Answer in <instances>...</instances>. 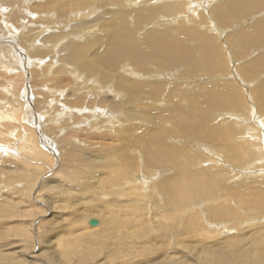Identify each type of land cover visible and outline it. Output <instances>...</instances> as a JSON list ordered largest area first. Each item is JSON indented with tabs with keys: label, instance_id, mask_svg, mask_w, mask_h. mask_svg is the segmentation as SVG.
Listing matches in <instances>:
<instances>
[{
	"label": "rangeland",
	"instance_id": "374dc122",
	"mask_svg": "<svg viewBox=\"0 0 264 264\" xmlns=\"http://www.w3.org/2000/svg\"><path fill=\"white\" fill-rule=\"evenodd\" d=\"M98 1H28L29 9L34 8L39 14L51 13L50 19L47 21L39 19V15L31 9L29 14H27L28 10L26 13L22 11L25 18L24 25L17 30L12 28L16 22L14 20L9 22L6 18V14L10 12L8 9L3 13V18L1 17L2 20L6 19L0 28V39L10 37L15 43L12 48L10 47V57L3 53L4 59L13 60L11 61L13 66H15L14 59L17 60L15 63L18 66V60L23 57L29 72L41 71L38 79L46 78L43 86L45 91H49L48 87H52V83L55 82L52 81L51 74L56 73L67 57V51L62 49H66L68 41L72 39L79 42L87 37L94 35L96 37L101 32L97 29L100 25L107 27L114 24L113 28L119 32H115L116 36L125 32L129 36L125 49L137 51L147 47L150 40L148 34L153 32L151 28L134 26L126 29L125 24L119 21L127 15L129 20H137L139 17L137 14L132 18V8L122 15L115 13V10L112 14L113 6L121 13L118 3L114 5L111 2L108 6L95 5ZM151 1L144 0L138 3L144 6L156 4ZM26 3L25 5H28ZM209 3V0L205 2L188 0L185 14H172L165 19L166 22H159L156 19L154 23L166 24L164 29L156 28L165 33L169 31L167 33L169 37L167 34L166 37L173 43L182 40L181 28L188 30L191 46H197L204 38L199 30L201 29L204 35L212 37L216 42L218 54L214 53L213 63L221 64L224 60L227 61L229 68L227 73L220 71L216 74L212 68L213 64L209 65L205 61L194 62L192 59L188 65L185 62L181 66L161 63L152 65L149 64L148 59L150 53L143 56L145 58L135 59L124 52L119 68L113 70L107 62L109 67L106 71L115 75L114 82L117 80L126 82V78L134 79L144 86H150V90L158 85L152 95H143L135 101L138 96H113L110 90L102 89L107 96L101 95L102 90L99 94V91H96L90 96L82 94L79 96L80 90L86 89L88 94L90 89L92 90V86L89 85L91 80L86 76L89 75L90 79L94 77L81 69L82 76L80 75L79 80H76L77 84L71 78L76 75L70 74V79L74 83L65 84L64 87H67L64 92L60 89L61 94L57 92L56 96H35L37 89L29 88L27 81L20 84L23 89L20 92L18 90L15 96L7 95L10 104L23 103L25 117L30 113V119L27 117V120L33 123L30 129L37 134L36 145L42 141L37 147L40 146L38 148L41 151L44 149V153L47 151V154L52 153L50 157H53L46 163V159L43 158H34L36 159L34 160L26 157L27 154L24 152H19L17 144L15 145L17 149L13 151L8 148L0 149V264H159L164 260L168 264H224L231 261L233 245L242 250V258L239 261L244 262L250 256L252 245L255 246L254 239L264 240V56L261 54L264 47L261 50L231 45L230 39H235L238 31L252 22L249 21L252 19L250 17L246 18L247 23L237 22V25L227 27L218 24L210 15L205 16L208 20L202 24L201 17L204 13L208 14L206 9L209 8ZM217 3L221 2L215 4ZM212 4L213 1L210 5ZM122 5L128 8L130 2H123ZM77 6L82 7L81 12L78 11ZM18 8L21 6L19 5ZM198 21L200 27L197 25ZM193 34L197 35L192 36ZM52 35H55L56 39L43 45L42 42L48 39L46 37ZM115 35H112V38H115ZM31 37L35 38L28 40L27 46L24 45ZM43 47L49 49V57L35 55V50ZM118 50L119 47L113 51L116 53ZM241 57L242 59H239ZM248 59L255 62L252 67L248 66ZM123 66H130V72L120 70ZM242 66L246 71L239 70ZM66 67L71 68L69 65ZM166 73L168 76H165ZM60 74L63 77L67 76ZM75 86H77L75 93L73 94L72 91L69 93V90ZM101 86L105 88L107 85L103 86L101 83ZM15 87V85L10 86L8 90L13 94L17 89ZM3 89L4 86L0 91ZM232 89H240L241 96H235V90L233 92ZM127 99L134 102H129ZM66 100L71 102L65 105L68 102ZM47 102L51 108L46 106ZM124 103L126 105L119 106ZM196 103L199 107L198 111H196ZM98 107L103 111L99 113ZM60 109L67 115L69 112L81 110L79 115L86 120L81 122L77 118L78 122H72L73 117L57 113ZM55 114L57 115L55 126L58 128H54L55 133L48 132L47 126H51ZM178 116L188 122L183 130L174 121ZM27 120L25 118L24 124L28 126L31 122L28 123ZM125 127H133L131 130H136L131 133L133 140L137 142H140L141 137L146 140L151 137L149 132L154 133L160 128H166L163 136L166 145L181 150L183 148L187 155L186 169L191 174L194 173L192 184L187 181V187L191 186L193 189L195 186H202L204 179V181L209 180L206 183H211L216 195L194 197L192 193L189 194L186 205L180 207L183 219H178L176 216L178 212L165 205L166 195L163 190H159L160 184L168 183L173 178L175 168L172 167V163L167 162H162L163 164L157 162L158 166L156 163L146 162L144 166L142 151L135 152L129 141L125 146L124 139H121V136H125L124 131L128 129ZM252 135L256 138L255 142ZM70 136H76L77 140L74 144ZM2 146L8 145L2 144ZM72 148L76 150V154L74 157H69L68 152L70 154L74 152ZM125 149L128 151L127 155L132 154V162L136 161L133 165L136 169L132 168L130 161L125 164L128 166L125 171L130 184L121 188L125 190L135 181L142 180L144 186L141 185L140 191L147 190L149 201L138 198L136 203L132 202L131 205L129 198L120 196L116 191L117 188L104 185L109 180L107 178L110 169L106 168L107 164L103 168L105 159H102L100 154L117 153ZM93 160L95 164H92ZM125 165L119 166L126 168ZM89 170H91L90 175L85 177ZM81 171L85 173L84 176ZM199 178L201 180H197ZM77 183H82L86 188H77ZM133 198L136 199L135 196ZM227 211H232L233 215L229 216L232 219L223 215H227ZM152 212L153 214L169 213L172 218L178 220L169 221L171 225L168 230L155 228L156 226L151 228L148 219L153 215ZM124 213L126 215H123ZM145 214L148 215L147 221L145 218L140 220V216ZM105 218L116 221L114 229L100 230L99 226L92 227L87 222L93 219L101 224L102 219L104 221ZM128 219L132 221L139 219L138 222H143L140 225L134 226L135 223L128 225ZM153 223L160 226L158 219ZM189 226L194 230L189 229ZM179 237L184 238V245L180 242L176 243L178 240L182 241ZM204 257L207 258V262H203ZM193 258L198 261L195 262ZM234 258L235 256L232 261H235Z\"/></svg>",
	"mask_w": 264,
	"mask_h": 264
},
{
	"label": "bare ground",
	"instance_id": "6f19581e",
	"mask_svg": "<svg viewBox=\"0 0 264 264\" xmlns=\"http://www.w3.org/2000/svg\"><path fill=\"white\" fill-rule=\"evenodd\" d=\"M18 1H16V0H0V4H1L0 5V28L2 27V23L5 22V19L7 18L9 20V22H11V20H14L16 22L15 24H13L14 26L12 25V28L14 30H17V29H19V27H22L24 25L23 21L25 18L22 14V11L26 13V11L28 10L27 14L30 13V9L33 12L35 11L34 8L29 9L30 5L28 4V1L30 2L32 0H18ZM86 1L87 0H85V2ZM126 1L130 2V7H128V8H126L122 5V3L126 2ZM141 1H144V0H99L95 5L108 6L111 4V2H113L114 5H117V3H118L121 7V13H120V11H117V9H116L117 7L115 8L113 6V8H112V14L114 13V10H115V13H117L118 15L119 14L122 15L123 13H125V11H129L132 8V18L134 16L138 15L139 16L138 19L137 20H129L128 15H127V17H125L124 19H120L119 21L123 22L125 24L126 29L132 28L134 26H137V28L143 27V26H147V27L151 28V30L153 32L148 34L150 40L148 41L147 47L145 49L140 48L137 51H134L132 49H125L126 44H128L127 38H129V36L127 34H125V32H122V33H120V35L116 36L115 32L116 33H119V32L115 28H113L114 24L107 26V27H104L105 25H100L99 28H97L98 30L101 31V32L99 31L100 34L98 36L95 37V35H94L91 37L84 38L83 40L79 41L80 43L77 40H72V39L68 41V45H67L66 49H62V51H67V55H66L67 57H66V59H64L63 62L60 60L62 62L61 67H59V69L56 71V73L51 74L52 81H55V82L52 83V87H48L49 91H45L44 90L45 87L43 86L45 84L44 79H46V78L38 79V78H40L39 76L41 74L40 73L41 71L31 70L29 72L27 69V63L24 61L23 57L19 59L18 56L16 55L17 56L16 58L19 59L18 60L19 65L18 66H16L17 64L15 63L17 60L14 59L15 66H13V64L11 65V61H13V60L6 61L4 59V54H7L10 57L11 51H9V50H10V47L11 48L13 47L12 45L15 42L13 40H11L10 37H8V38L1 37V39H0V88L4 86V89L0 91V96H2V97H0V100H1L0 101V140L2 141V142H0V149L8 148V149H11L13 151V150L17 149V148H15V145L17 144V146H18L17 150L18 151L20 150L19 152H24L25 154H27L26 157L28 156V157H31L32 159L43 158V159H46L45 163H46V161H50L51 158L53 157V156L50 157L51 156L50 154H52V153L47 154L48 151H47V153H44V151H45L44 149H43V151H41V149L38 148L40 146L37 147V145L42 143V141L36 145V143H37L36 142L37 141L36 135L37 134H35L34 130L30 129L32 127L33 123L30 120L29 121L27 120V117L28 118L30 117V113L28 115H26V117H25L24 109H23L24 108L23 103L16 102L17 104L15 105V102L12 101L14 103L10 104V101L8 99L9 95L15 96V94L18 90L20 92L23 89L21 87L22 85H20V84L25 83V81H27L26 83L29 84V86H30L29 88L35 87L37 89L35 96H56L57 92L60 93V91H61L60 89H63L62 91L64 92V89H66V87H67V86L64 87L65 84L69 83L71 85L72 83H74L73 80L70 79V77H71L70 74L76 75L74 77H71L75 81L79 80V77L81 75L80 74V69H81L83 71L90 73L94 77H93V79H90V78H88L89 75L86 76L87 79L91 80L89 85L92 86V90L90 89L89 94H88L86 89L80 90V93L78 94L79 96H82V95L83 96H88V95L90 96V94L95 93L96 91H99L98 94L103 91L101 93V95L107 96L105 91L110 90V93H112L113 96H125V97H127V96H138L135 98V101H136L143 95H149V96L152 95L153 90L156 89L158 87V85H155V87L150 90V86H148V85L144 86L143 83H138L134 79L130 80V79L126 78L125 79V80H127L126 82H124L122 80H117L114 82L115 75L109 71H106V69L109 67V64H110V68H112L113 70H115L116 68H119V66H120L119 63L121 61V58L124 57V52L126 54L134 57L135 59L145 58L143 56L150 53L148 59L150 61L149 64H152V65L154 63H156V64L161 63L163 65L181 66L185 62L188 65L189 63L192 62L191 61L192 59L194 62L205 61V62L209 63V65L213 64L212 68H214V71L216 74H219L220 71L222 73H227V71L229 69L227 66V64H228L227 61L224 60L221 64H219L220 62L213 63V55H214V53L218 52V50L216 48V42L212 37H210L208 35H204L202 33L201 29H199V30L201 32V35H203L204 38L202 39L201 43H199L197 46H191L190 40L188 39V37L190 36L188 30L185 31L184 28H181V34L183 36L182 40L177 42V43H173L170 39H168L166 37V34L169 33V31L167 33H165V32L160 31L156 28V27H161L164 29L166 27V24H160V23L155 24L154 20H156V19H157L156 21H159V22H161V21L166 22L165 19L169 18V16H171L172 14H177V15L185 14L186 5L188 3V0H152L151 2H153V3L156 2V4H149L147 6H144V5L138 3ZM196 1H199V0H196ZM200 1L205 2V0H200ZM209 1H210V3L213 1V4L210 5V3H209V8L206 9V10H208V14L204 13V15L201 17L202 24L206 23V20H208V18H206L205 16L208 17L210 15H212L217 20L218 24H220L221 26H227V27L230 25H232V26L237 25L239 22L240 23L241 22L247 23L246 21H248V20H246V18L250 17V18H252L249 20V21H252L251 23H249L251 27L248 24V26H245V27H243V29L239 30L238 31L239 33L236 34V38L230 39L231 45L235 46V47H241V48H252V47H254V48H259L262 50V48L264 47V0H255V1H249V0H209ZM216 2H221V3L215 4ZM25 3L28 5H25ZM206 3L204 5H206ZM17 4H19L21 6V8H18L19 5H17ZM85 6H86V3H85ZM25 7H27V8L25 9ZM204 7H206V6H204ZM77 8H79L78 11L81 12L82 7L77 6ZM8 9H10L9 10L10 12L8 11L9 13L7 12L8 14H6L7 15L6 18L2 20L1 17L3 18V15H4L3 13H5ZM89 9L87 11H89ZM199 12H201V11H199ZM36 13L39 15L38 18L43 19L44 21L49 20L50 16H51V13H47V12H42L40 14L38 12H36ZM28 19H30V18H28ZM97 23H99V22H97ZM211 24H212V22H211ZM197 25H199V27H200V21L197 22ZM121 26L123 27V24H121ZM183 27H184V25H183ZM24 28H25V26H24ZM102 28H104V30H102ZM41 29L39 32H41ZM43 30H44V28H43ZM196 31H198V30H196ZM102 35H103V37H102ZM112 35H115L116 37L112 38ZM196 35L197 34H193L192 36H196ZM168 37H169V35H168ZM34 38L35 37L28 38L25 41L24 45L27 46L28 40H33ZM46 38H48V39H45L44 40L45 42L44 41L42 42L43 45H46L47 42L56 39L55 35H52V36H49ZM118 47H119V50H118V52L115 53L113 50H117ZM217 47H218V44H217ZM218 49H219V47H218ZM34 53L38 57H46V56L50 55L49 49H46V47L39 48V49L37 48ZM177 53H179L178 56H176ZM261 54L264 56V51H262ZM193 56H195V57L193 58ZM12 57H13V55H12ZM31 57H33V56H31ZM226 58H228V57H226ZM9 59H11V58H9ZM235 59H237V58L235 57ZM239 59H242V57ZM249 60L250 59L247 60L248 66L252 67L255 64V62L253 60H250V61ZM107 62H109V64H107ZM66 65H69L71 68L66 67ZM129 69H130V66H128V67L123 66V67H121L120 70H126L127 72L128 71L130 72ZM239 70L240 71H246V69L243 66ZM47 72H48V70H47ZM60 73H63L65 75L67 74V76L63 77L62 74H60ZM43 74H45V73H43ZM237 75H238V73H237ZM165 76H168V73H166ZM244 76H245V74H244ZM38 81H40V82L37 83ZM101 83L103 86L104 85H107V86L105 88H103L101 86ZM76 84H77V81H76ZM13 85H15L16 86L15 88H17V89L12 94L11 91L8 90V87L13 86ZM77 86H75L71 90H69V93L72 91V93L74 94ZM93 87L99 88V90H94ZM100 87H102V88H100ZM102 89H105V91ZM32 90L34 91V88ZM232 90L234 92L235 89H232ZM26 91L28 94L30 93V92H28V90H25V92ZM160 91H161V89H160ZM5 92H7V94H5ZM78 92H79V90H78ZM72 93L70 94L71 96L73 95ZM222 93H224V92L222 91ZM239 93H241L240 89L235 90V96H241ZM18 94L20 95V93H18ZM7 95H8V97H7ZM108 95H110V94H108ZM3 96H5V98ZM95 96H97V95H95ZM60 97H61V95H60ZM18 98L22 99L21 96H18ZM65 99H67V97ZM68 99H69V97H68ZM127 100L129 102H134V100H130V99H127ZM2 101H4V103H1ZM66 101H68V100H66ZM95 101H96V98H95ZM70 102L71 101H68V102H66V104L64 102V104L68 105ZM100 102H99V104H101L103 101L101 103ZM49 105H50L49 102H47L46 106L50 107ZM58 105H60V104H58ZM120 105H126V104L125 103L119 104V106ZM195 105L197 106L198 104L196 103ZM63 107H65V106H63ZM64 109H66V108H64ZM198 110H199V107L197 106L196 111H198ZM88 111H89V109H88ZM100 111H103V109L99 108L98 112L100 113ZM80 112H82V111L76 110L74 112H69L67 115L66 112L63 114V112L60 109L59 112H57V113H61L67 117H69V116L73 117L72 122L77 121L78 120L77 118H79L81 122H84L86 119L80 117V115H79ZM56 114L53 116V118L51 120V122H52L51 126H47L48 129L46 128L48 132H50V131L54 132V128L55 127L58 128V126H55V119H56V116L58 115V114L57 115ZM183 115H184V113H182V116ZM188 115H190V114H188ZM180 117L181 116H178L177 119H175L174 121L176 124L180 125L181 130H183L187 126L188 122L185 120V118H182L183 119L182 120ZM25 118L27 120L26 122H28V123L31 122L30 125L27 126L26 124H24ZM136 120H137V118H136ZM40 122L41 121H39V124H40ZM68 125H70V124H68ZM34 127L36 128V126H34ZM125 128H128V127H125ZM46 129H45V131H46ZM131 129H133V127H129L127 130H125L123 133V134H125V136L124 135L121 136V139H124V145L125 146H127V142L129 141L131 147L134 148L133 150L135 152L139 151L141 153V151H142L141 154H143L144 166H145L146 162H148L150 164L156 163L157 166H158L157 162H159L160 164L162 162H167V163H172V165H173L172 167L175 168V170H174L175 172L173 173V178L170 181H168V183L166 182L164 184H160L159 190H161V191L163 190L165 195H166V197L164 196L166 198V202H164L165 205H167V207L169 206L170 208H172L173 210L178 212L177 213L178 215H176L178 217V219L179 218L181 219L183 216L182 213L180 212L181 211L180 207H184L186 205V203L189 200L188 199L189 194L192 193L194 197H201V196H204L206 194H208L211 197L216 195L215 194L216 192L211 187V183H206L209 180L204 181L205 180L204 179L202 181L203 187L202 186H198V187L195 186L193 189L191 188V186L187 187V181H190L192 184V174H194V173L191 174V172L188 169H186V165H187L186 156L187 155L184 153L183 148L181 150V148L179 149V148L172 146V145H169V144L166 145V142H165L166 139L163 138V136L166 132V128H160V129H158L157 132H154V133L149 132V136H151V137L147 138V140L145 138L141 137L139 139L140 142L133 140V138H132L133 134L131 132H135L136 130H131ZM253 131H256V129ZM254 133H256V132H254ZM257 136L259 137L260 135H257ZM75 137L76 136H74V137L70 136V138L73 139L71 141H74V142H72L73 144L75 143V140H77ZM254 139H256V138L255 137L253 138V141L255 142ZM256 143H258V142H256ZM256 143H253V145L254 144L256 145ZM2 144L6 145V146L8 145L9 147L8 146L4 147V146H2ZM77 144H81V143L77 142ZM74 146H72V147H74ZM77 146H79V145H77ZM137 146L140 150H137L138 149ZM49 147H50V145H49ZM257 147H259V146L257 145ZM72 150H74V149L72 148ZM68 154H69V157H72V156L74 157L76 154V150H74V152L72 154H70L69 152H68ZM127 154H128L127 149L122 150V151L117 152V153L104 152V153L100 154L101 158L105 159L103 161V163H105L103 168H105V165L107 164L106 168L108 167L110 169L109 178H107L109 180L104 185L106 186L108 184V186L110 188H113V189L117 188L116 191L118 193H120V196H126L129 198L131 205H132V202L137 201L138 198H141L142 200L144 198L143 201H145V199L147 201H149V198L147 195V190L145 189L146 192L140 191L141 188L144 186V183L142 180L139 181L136 179L137 181H135L134 184L130 188H129V186L126 187L125 190H123L124 188L123 189L121 188L124 185L127 186L128 184H130V181L127 180L128 174L125 171L126 169H128L127 168L128 166L125 164L126 163L128 164V162L130 161V164L133 168V165H135L134 162H136V161L132 162V158H131L132 154H129V155H127ZM180 157H182V158H180ZM39 159H37V160H39ZM133 159H135V158H133ZM29 160H30V158H29ZM34 160H36V159H34ZM118 160H120V161H118ZM123 161H124V163H123ZM183 161H185V163ZM94 162H95V160H93L92 164H95ZM116 165H117V167H116ZM119 165H125L126 168H122ZM133 169H136V168H133ZM93 171L95 173V170H93ZM81 173L84 176L85 173L83 174L82 171H81ZM90 173H91V170H89L87 172V175H85V177L86 176L88 177L90 175ZM94 175H96V173ZM105 175H106V173H105ZM111 176H112V178H111ZM204 177H205V175H204ZM201 178H199L197 180H201ZM102 179L103 178H100V180H102ZM210 180H211V178H210ZM141 185H142V187H141ZM76 186H78L77 188L85 187V185H83L82 183H77ZM204 189H206L207 191H205ZM133 196H135L136 199H134V198L132 199ZM142 205H143V203H142ZM145 205H147V203L144 204V207H145ZM154 206H155V204H154ZM219 211L217 213H219ZM132 213H133V211H132ZM162 213L161 212H158L156 214H153V212L151 213L153 215H151V217L148 219L149 227L154 228L156 226L155 228H161V229L163 228L164 230H168L167 228L170 227L171 222L178 220L177 218L175 219V217L172 218V215H169V213H166V214H162ZM146 214H145V216L144 215L140 216L141 218L143 217V219L140 218V220H144V218H145V221H147L146 218H148V215H146ZM226 214L227 215H225V214H223V215L227 216V218L232 219V217H229V216L233 215L232 211H227ZM123 215H126V214L124 213ZM155 215H156V217H155ZM155 219H158L159 224H160V226L158 225L159 227L153 223L155 221ZM91 220H93V219H91ZM91 220L87 221L89 225H90ZM137 220H139V219H135L134 221L128 219V221H129L128 225H130V224L133 225L135 223L134 224V226H135L136 224L140 225L141 222H143V221L138 222ZM104 221H106V223ZM104 221L102 219L101 224H99V222H98L97 226H99L98 228L100 230H101V228L104 230L105 229L110 230L113 228L114 222L116 223V221H109V220H106V218L104 219ZM169 221H171V222H169ZM180 223H182V222H180ZM90 226H92V225H90ZM97 226H92V227H97ZM125 227H126V225H125ZM98 228H96V229H98ZM190 228L191 227L189 226V229ZM96 229H94V230H96ZM180 230H181V228H180ZM191 230H194V228H191ZM166 232H168V231H166ZM198 232L199 231L197 230V233ZM179 233L180 232H178V234ZM174 236H175V233H174ZM180 239L182 241L178 240V241H176V243L180 242L181 244L184 245V238H180ZM254 240L255 241L253 244L255 246L252 245L250 256L248 258H246L244 262L239 261L240 258H242L241 257L242 250L240 248L237 249V247L235 245H233L232 246L233 255L228 253V254L232 255V257L230 258L231 261L230 260L228 261L227 259L224 258L225 261H228V262H225L224 264H264V251H261V250H264V240H258V239L257 240L254 239ZM162 241H165V240L162 239ZM174 243H175V239H174ZM174 243L172 242V244H174ZM189 246H191V245H189ZM190 250H191V248H190ZM233 256H235V258L233 259L235 261H232ZM203 259H204L203 262L208 261L206 257H204ZM193 260L195 262L198 261L195 258H193ZM178 261H179V259H178ZM31 262H33V261H31ZM26 263H27V261H26ZM34 263H35V260H34ZM159 264H168V263L166 262V260H164L163 263H159ZM206 264H210V263H206Z\"/></svg>",
	"mask_w": 264,
	"mask_h": 264
},
{
	"label": "water",
	"instance_id": "95a60500",
	"mask_svg": "<svg viewBox=\"0 0 264 264\" xmlns=\"http://www.w3.org/2000/svg\"><path fill=\"white\" fill-rule=\"evenodd\" d=\"M90 225L92 226H97L98 225V220H91Z\"/></svg>",
	"mask_w": 264,
	"mask_h": 264
}]
</instances>
